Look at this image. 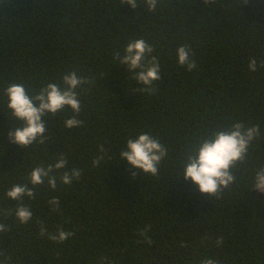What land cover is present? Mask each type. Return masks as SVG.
I'll return each mask as SVG.
<instances>
[{"label": "trees", "instance_id": "trees-1", "mask_svg": "<svg viewBox=\"0 0 264 264\" xmlns=\"http://www.w3.org/2000/svg\"><path fill=\"white\" fill-rule=\"evenodd\" d=\"M134 39L149 43L161 67L153 91L131 78L114 58ZM187 45L196 68L177 63ZM257 70L248 69L249 58ZM264 0H160L154 12L120 0H0V209L30 207L21 224L0 214V258L6 264H264V199L254 194L264 168ZM69 72L87 77L76 89L77 115L65 107L42 117L44 143L26 148L8 133L24 122L6 107L4 89L23 84L34 95L49 82L63 85ZM76 115L83 123L66 128ZM233 122L258 125L246 159L232 169L235 181L208 197L184 180L185 154L202 137ZM150 133L167 149L159 174L135 173L120 152L129 138ZM99 166L93 159L102 155ZM57 186H37L35 198L9 200L13 185L53 164ZM72 168L79 180L63 184ZM56 197L59 210L47 200ZM43 226L73 235L60 243L40 235ZM148 227L152 243L143 242ZM217 238L223 243L216 245Z\"/></svg>", "mask_w": 264, "mask_h": 264}, {"label": "clouds", "instance_id": "clouds-1", "mask_svg": "<svg viewBox=\"0 0 264 264\" xmlns=\"http://www.w3.org/2000/svg\"><path fill=\"white\" fill-rule=\"evenodd\" d=\"M121 5H130L132 10H136L140 4L145 6L149 12H154L160 0H120ZM216 0H204V4H214ZM153 47L143 39H134L130 41L123 50L114 53V58L119 61V65H124L131 78L138 85L143 87L136 91L151 92L154 82L160 80L161 67L158 59L151 55ZM177 63L185 66L191 71L196 68V62L191 58V50L187 45H181L176 49ZM260 66L264 67V61ZM257 59L250 57L248 69L251 72L257 70ZM63 85L49 82L41 87L34 95H29L25 86L20 83H11L5 89L7 97L6 107L11 111L15 120L23 121L9 131L10 142L18 144L23 149L33 143H44L45 128L42 117L48 115L55 116L56 113L70 107L73 113L79 114L81 111L80 100L76 89L89 83L87 77L78 76L76 72H69L62 77ZM83 122L73 115L64 121L66 128L78 127ZM260 135L258 125L245 126L242 122H233L227 128H218L210 134L202 137L197 143L190 148L185 154L183 161V178L191 180L198 186L201 193L207 194L208 197H219L224 189L228 188L234 181L233 167L246 159L251 142ZM102 155L97 156L92 161L94 167L99 166L104 159V149L101 146ZM167 149L160 141L148 132H143L135 138H129L125 147L120 152V160H126L130 168L135 173L150 174L156 176L159 174V165L166 157ZM67 159L61 155L55 163L47 166L35 167L29 176L28 184H16L7 190L6 196L9 200L22 201L25 197L35 198L37 186L47 183L48 187L55 189L57 186V175L54 173L64 169ZM81 170L72 168L70 171H64L59 176L63 184H72L73 180H79ZM260 192H264V168L259 169L254 177L253 187ZM51 211L59 210V200L52 197L47 200ZM0 214L5 217L14 216L21 224L28 223L32 218L30 207L21 203L15 212L0 209ZM148 227L140 230L139 235L143 237V242L151 244L152 240L147 235ZM0 232L5 231V225L0 222ZM40 235L47 236L49 240L57 243L69 239L73 233L66 232L63 229H57L55 233H50L43 226L40 227ZM223 243L222 238H217L216 245ZM2 256V254H0ZM0 264H6V258H0ZM200 264H218V261L204 259Z\"/></svg>", "mask_w": 264, "mask_h": 264}, {"label": "water", "instance_id": "water-1", "mask_svg": "<svg viewBox=\"0 0 264 264\" xmlns=\"http://www.w3.org/2000/svg\"><path fill=\"white\" fill-rule=\"evenodd\" d=\"M253 193L258 195L261 199H264V192H260L259 190L254 189Z\"/></svg>", "mask_w": 264, "mask_h": 264}]
</instances>
